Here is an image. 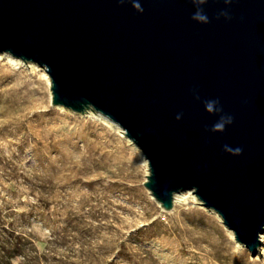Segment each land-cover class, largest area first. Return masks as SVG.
<instances>
[{"label":"water","instance_id":"water-1","mask_svg":"<svg viewBox=\"0 0 264 264\" xmlns=\"http://www.w3.org/2000/svg\"><path fill=\"white\" fill-rule=\"evenodd\" d=\"M198 10L207 23L192 18ZM0 52L44 69L53 106L119 125L146 159L143 185L163 209L191 189L256 254L264 231V0H0ZM210 100L222 112L209 114ZM221 115L232 124L211 131Z\"/></svg>","mask_w":264,"mask_h":264},{"label":"rangeland","instance_id":"rangeland-1","mask_svg":"<svg viewBox=\"0 0 264 264\" xmlns=\"http://www.w3.org/2000/svg\"><path fill=\"white\" fill-rule=\"evenodd\" d=\"M144 180L125 139L0 61V264H264L191 201L162 210Z\"/></svg>","mask_w":264,"mask_h":264},{"label":"bare ground","instance_id":"bare-ground-1","mask_svg":"<svg viewBox=\"0 0 264 264\" xmlns=\"http://www.w3.org/2000/svg\"><path fill=\"white\" fill-rule=\"evenodd\" d=\"M1 60H4V61L10 63L11 65L15 66V67H22V68L24 67L25 70H27L30 73L35 72V71L39 72L43 76V78L45 79L47 86H49V78H48L47 74L45 73L44 69L41 66H39L37 63H35V62H25V61H23V60H21L19 58H16V57L10 55L9 53H5V52H0V61ZM50 96H51V94H50ZM55 107L63 108V106H59V105H56ZM70 111H72V110H70ZM79 114H81L83 116H86V117H90L92 119H95V120L99 121L100 123L104 124L105 126L109 127L113 131H115L119 135V137L125 139L128 142V144H130L131 147L135 150V152L137 153V155L139 156V158L141 160V163L145 167V178H146V175H147V161H146V159L143 157L140 149L124 135L123 129L119 125H117L116 123H114L112 120H110L108 117L102 115L101 113L93 112L91 110L86 111L84 113H79ZM146 192L148 193L149 197L151 199H153L159 205V203L152 197V195L150 194V192L147 189H146ZM188 201H191L197 207L203 209L207 213H209L212 216H214L217 219V221L223 226V228H224L225 232L227 233L228 237L234 241V243L236 244V246L239 249L246 248L243 244L237 243L234 240L232 232L229 231L222 224L221 219L217 215V213L214 210L203 206L201 204V202L197 199V197L195 196V194L193 193V191L191 189H184V190H181V191H178V192L174 193L172 204H173V207H174L176 205H183V204L187 203ZM160 208L162 210H164V211H170L171 210V209L170 210H165L161 206H160ZM259 240H260V246L257 249L256 255L254 256V259L264 258V247H263V244H264V231L260 233Z\"/></svg>","mask_w":264,"mask_h":264},{"label":"clouds","instance_id":"clouds-1","mask_svg":"<svg viewBox=\"0 0 264 264\" xmlns=\"http://www.w3.org/2000/svg\"><path fill=\"white\" fill-rule=\"evenodd\" d=\"M124 0H121V3H123ZM194 3L197 4H204L205 0H193ZM133 7L137 10L142 12L143 8L141 7V5L139 3L134 2L133 3ZM223 15V13H222ZM194 20L198 21V22H202V23H207V17L202 15L201 12L198 10L195 15L192 17ZM197 99H199V97H197ZM205 110L209 113V114H213V113H219L222 112V108H220L219 105V101L218 100H210V101H205ZM177 120L180 119V116L178 115L176 117ZM233 122V118L231 116L228 115H221L220 119L218 120V122H216L212 128L211 131L213 132H223L225 130L226 125H230ZM224 151L230 153L231 155L234 156H239L242 154V149L241 148H231L228 145L224 146Z\"/></svg>","mask_w":264,"mask_h":264}]
</instances>
